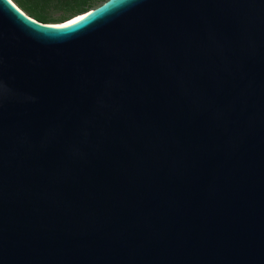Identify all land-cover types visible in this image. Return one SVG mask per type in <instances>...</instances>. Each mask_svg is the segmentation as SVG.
Here are the masks:
<instances>
[{
    "label": "water",
    "instance_id": "1",
    "mask_svg": "<svg viewBox=\"0 0 264 264\" xmlns=\"http://www.w3.org/2000/svg\"><path fill=\"white\" fill-rule=\"evenodd\" d=\"M0 0V264H264V0Z\"/></svg>",
    "mask_w": 264,
    "mask_h": 264
},
{
    "label": "trees",
    "instance_id": "2",
    "mask_svg": "<svg viewBox=\"0 0 264 264\" xmlns=\"http://www.w3.org/2000/svg\"><path fill=\"white\" fill-rule=\"evenodd\" d=\"M101 1L104 2L105 0H15L30 16L44 23L63 22L77 14L101 5L98 4ZM52 7L65 10V14L57 20H52L53 18L48 12Z\"/></svg>",
    "mask_w": 264,
    "mask_h": 264
},
{
    "label": "rangeland",
    "instance_id": "3",
    "mask_svg": "<svg viewBox=\"0 0 264 264\" xmlns=\"http://www.w3.org/2000/svg\"><path fill=\"white\" fill-rule=\"evenodd\" d=\"M15 1V0H14ZM106 1V0H105ZM104 1V2H105ZM16 3V2H15ZM103 3V1H101V2H99L98 4H102ZM17 4V3H16ZM98 4H96V5H98ZM18 5V4H17ZM19 6V5H18ZM20 7V6H19ZM21 8V7H20ZM49 14L52 16V20H57L58 18H60V17H62L63 16V14H65V10H63V9H61V8H57V7H52L49 11ZM66 14H68V13H66ZM54 22H56V21H54ZM59 23H61V22H59Z\"/></svg>",
    "mask_w": 264,
    "mask_h": 264
},
{
    "label": "bare ground",
    "instance_id": "4",
    "mask_svg": "<svg viewBox=\"0 0 264 264\" xmlns=\"http://www.w3.org/2000/svg\"><path fill=\"white\" fill-rule=\"evenodd\" d=\"M11 1L15 3L14 0H11ZM15 4H16V3H15ZM16 5H17V4H16ZM17 6H18V5H17ZM19 8H20V7H19ZM79 18H81V14H79V15H77V16L71 18L70 20L65 21L66 23H65V22H61V23L68 24V23H71V22H74V21L78 20ZM61 23H53V24H61Z\"/></svg>",
    "mask_w": 264,
    "mask_h": 264
}]
</instances>
